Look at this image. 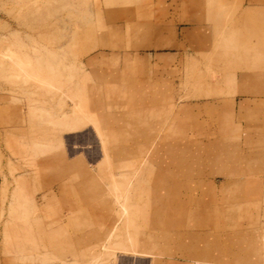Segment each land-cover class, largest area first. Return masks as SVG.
I'll return each mask as SVG.
<instances>
[{
  "label": "rangeland",
  "instance_id": "374dc122",
  "mask_svg": "<svg viewBox=\"0 0 264 264\" xmlns=\"http://www.w3.org/2000/svg\"><path fill=\"white\" fill-rule=\"evenodd\" d=\"M254 3L0 0V264L181 261L188 211L189 253L257 227Z\"/></svg>",
  "mask_w": 264,
  "mask_h": 264
},
{
  "label": "crops",
  "instance_id": "0c3cea01",
  "mask_svg": "<svg viewBox=\"0 0 264 264\" xmlns=\"http://www.w3.org/2000/svg\"><path fill=\"white\" fill-rule=\"evenodd\" d=\"M245 2L248 0H244ZM255 3L251 7L252 13L259 12L264 14V3L259 5L257 0H254ZM248 5H245L247 8ZM263 21L258 20L260 25ZM261 22V23H260ZM237 183H242L243 181H235ZM252 184H256L262 192V196L256 199V202L252 201L251 197H247L245 204H264V174L254 173L249 179L247 185L249 188L252 187ZM244 186V185H243ZM261 194V193H260ZM242 216L241 213L237 214ZM235 216V215H234ZM233 216V217H234ZM232 220L233 218H229ZM227 220V219H226ZM225 230H229V234H221L220 231H214L211 235V245L209 247V257L205 261H200V264H259L262 263V248L257 247L253 244L255 240L261 241L264 240V217L260 223H257V227H251L250 225L244 224L242 221L233 229H230L229 224L225 225ZM220 233V234H219ZM239 233V234H238ZM219 234V235H218ZM240 239V243L239 240ZM258 248V249H257ZM258 252V253H257ZM239 256L240 259H235L231 254ZM188 264L184 261L177 259L167 258L166 260H160L155 262H150V264ZM195 264V263H194Z\"/></svg>",
  "mask_w": 264,
  "mask_h": 264
},
{
  "label": "bare ground",
  "instance_id": "6f19581e",
  "mask_svg": "<svg viewBox=\"0 0 264 264\" xmlns=\"http://www.w3.org/2000/svg\"><path fill=\"white\" fill-rule=\"evenodd\" d=\"M194 22V21H193ZM262 76V75H261ZM261 76H256L257 78ZM264 77V76H262ZM263 79V78H262ZM38 80V78H37ZM40 80V79H39ZM261 80V79H260ZM37 82V81H36ZM254 82H257L256 80ZM33 86V84H32ZM68 126V125H67ZM71 129H76L79 127V123H72L69 125ZM99 157V156H98ZM100 158V157H99ZM205 162V161H204ZM205 164V163H204ZM190 206V205H189ZM212 208V207H211ZM193 209V208H192ZM199 210V209H198ZM216 210V209H215ZM228 210V209H227ZM226 210V211H227ZM225 213H228L225 212ZM185 215V218L186 220H197L198 219V216L195 215V214H191L188 212H185L183 213ZM206 215V214H205ZM227 215V214H225ZM232 218V217H231ZM186 220H184V222H182V225L180 226V232L182 234V238H181V245L183 246V249L181 250V253H180V258H181V261H184L188 264H200L199 262L200 261H205L208 259L209 257V252L208 250L204 247V244L202 243V247H200L199 245H196L197 249L193 250L192 252H188V248H189V245L191 243V241L193 242L195 240V242L198 243V234L202 231V228L201 226L199 227L200 229H197L198 227L196 226H190V225H187V222ZM212 225V224H211ZM187 227V228H186ZM204 227V226H203ZM213 227V226H212ZM211 227V228H212ZM214 228V227H213ZM207 229V227H206ZM182 230V231H181ZM208 230V229H207ZM224 230V229H223ZM229 231V230H228ZM223 232V231H222ZM240 243V241H239ZM203 251L202 253L200 251ZM235 257V256H234Z\"/></svg>",
  "mask_w": 264,
  "mask_h": 264
}]
</instances>
